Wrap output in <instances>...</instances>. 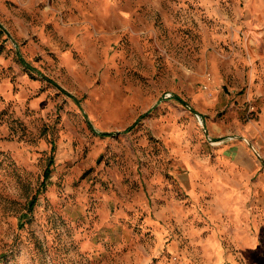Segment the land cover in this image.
Segmentation results:
<instances>
[{
	"label": "rangeland",
	"instance_id": "rangeland-1",
	"mask_svg": "<svg viewBox=\"0 0 264 264\" xmlns=\"http://www.w3.org/2000/svg\"><path fill=\"white\" fill-rule=\"evenodd\" d=\"M0 264H264V0H0Z\"/></svg>",
	"mask_w": 264,
	"mask_h": 264
},
{
	"label": "trees",
	"instance_id": "trees-1",
	"mask_svg": "<svg viewBox=\"0 0 264 264\" xmlns=\"http://www.w3.org/2000/svg\"><path fill=\"white\" fill-rule=\"evenodd\" d=\"M21 62L23 63V65L25 66V68L28 70V71H31V72H35V69L33 67H31L28 63H26L24 60L21 59ZM38 73V72H37ZM38 75L41 76V78H43L44 80L48 81L49 83L53 84L55 87H57L58 89H60L61 91H63L64 93L67 94V92H65V90H63L59 84H57L54 80L48 78L47 76L43 75L42 73H38ZM69 95V94H68ZM175 100L177 101H180L183 103V100L178 97V96H175ZM103 136H108L110 135V132H104L102 133Z\"/></svg>",
	"mask_w": 264,
	"mask_h": 264
}]
</instances>
